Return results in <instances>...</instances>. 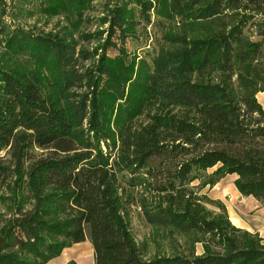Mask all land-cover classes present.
<instances>
[{
	"label": "trees",
	"instance_id": "trees-1",
	"mask_svg": "<svg viewBox=\"0 0 264 264\" xmlns=\"http://www.w3.org/2000/svg\"><path fill=\"white\" fill-rule=\"evenodd\" d=\"M20 1L19 13H65L73 28L83 20L75 6L99 7L106 28L96 60L69 35L6 22L0 0L3 46L53 70L47 88L34 68L0 65V190L14 181L20 195L0 228V264H49L86 240L94 264H264L263 239L201 193L232 175L239 194L264 201V0ZM140 34L155 43L128 61ZM120 174L142 190L148 225L201 242L204 253L143 260Z\"/></svg>",
	"mask_w": 264,
	"mask_h": 264
},
{
	"label": "rangeland",
	"instance_id": "rangeland-1",
	"mask_svg": "<svg viewBox=\"0 0 264 264\" xmlns=\"http://www.w3.org/2000/svg\"><path fill=\"white\" fill-rule=\"evenodd\" d=\"M6 3V14L3 18L6 22H9L12 25H19L24 29L34 31L40 34L46 33H58L60 35H69L78 45V49H84L87 51H92L97 53L95 59L98 60L101 57V44L103 40L101 39V31H103L106 26H101L100 19L104 17L100 13V8L96 7L95 10H88L86 8H80L78 5L75 6L76 10L82 12V21L76 24V28H73L72 25L69 24L67 18L65 17V13H60L58 15H47L41 12L38 8L35 10L30 5H26L30 9H33L31 14L28 15V12L19 13L15 6L20 5V0H4ZM29 3H44L40 2V0H26ZM68 0H52L50 5L57 7L60 2ZM73 1V0H71ZM104 0H98L94 2L95 6H100ZM40 6V4H39ZM17 13V14H16ZM27 13V14H26ZM68 16H72L71 14H67ZM73 19V18H72ZM167 21V30L171 33L179 34L185 32V27L178 23L176 20H166ZM141 31V30H138ZM140 33V32H139ZM144 33V32H143ZM150 35L153 33L148 29ZM147 34L137 35L139 37V42L134 44L131 42L127 45V49L132 54L128 61L134 60L135 63L139 59V57H144L145 49H149L155 43V38L153 39L150 36H146ZM105 37V36H103ZM147 37V41H145ZM144 45H148L145 48H142ZM151 49V48H150ZM136 54L137 60L132 58ZM117 51L109 50L107 52V56L111 58H116ZM6 67H13L14 70L22 71L29 69H35L38 71L44 86L47 88L50 87V82L53 77V70L49 65H34L31 63L26 56L14 54L10 52L3 46V42L0 40V65H4ZM88 68L93 67V63L89 62L86 64ZM137 71V68H135ZM263 106L264 103L262 102ZM109 128L112 131H116L117 124L119 120L113 118H109ZM214 169L208 170L207 173L210 174ZM234 176H227L223 184L221 186L225 191H220L218 193L216 189V185L213 187H205L201 190L202 194L209 196L210 199H214L213 194L220 195L222 200H219L226 207L228 217L231 219L233 214L237 211L239 205H244L239 199H232L231 191L229 187H234L233 178ZM201 181V180H200ZM200 182L197 180L194 182L195 185H198ZM14 186L15 189H12ZM221 186L219 189H221ZM11 192L9 193L7 190H0V228L3 226L5 221L11 216L13 207L16 203L17 198H19L18 190L14 185V181L11 183ZM118 192L125 198L128 199L129 205V214H128V225L130 228L131 235L133 240L139 250L140 256L143 260L149 261L156 257H164V256H172L175 252H180L184 254H188L189 251H192L195 256L201 255L204 253L203 245L201 242L188 243L187 238L184 236L172 234H167L166 231H163L161 228H157L152 225H148L143 219L140 209L137 206V200L139 199V194L142 193V190L138 188L127 187L126 183L123 181L121 174L118 176ZM235 188V187H234ZM225 192L227 193L225 196ZM223 196V197H222ZM225 196V197H224ZM248 199H253V197H246ZM239 201V202H238ZM260 205L264 206V201H258ZM208 211H210L214 216L220 213L219 209L215 205H209ZM248 208L246 207L245 210ZM238 212V211H237ZM245 219H250L252 213L243 212ZM251 233H256L255 231ZM257 234V233H256ZM94 264L93 262V252L91 245L88 240L83 243L71 245L65 248L59 257L53 259L49 264Z\"/></svg>",
	"mask_w": 264,
	"mask_h": 264
},
{
	"label": "crops",
	"instance_id": "crops-1",
	"mask_svg": "<svg viewBox=\"0 0 264 264\" xmlns=\"http://www.w3.org/2000/svg\"><path fill=\"white\" fill-rule=\"evenodd\" d=\"M256 97H257V101L259 102V104L261 105L264 111V106L262 104V102L264 103V93L259 92L256 95ZM224 179L220 180V182H218L215 186L216 189L218 190L217 191L218 193H220V191L222 190L225 191L224 188L221 186V184H223ZM220 186H221V189H219ZM234 187H229V190H232L230 198L231 199L232 197H234V199L240 198L239 201H241L244 205H239L237 209L238 212L236 211L231 217V219L229 218L230 222L235 227L246 230L248 232L255 231L264 241V206L260 205L257 200L248 199L246 197H243L241 194H239V192ZM226 194L227 193L225 192V196ZM213 195H214L213 196L214 199L222 200V198H220V195H216V193ZM246 207L248 208L247 210H245ZM245 211L252 213V216L250 219H245L244 214H243V212Z\"/></svg>",
	"mask_w": 264,
	"mask_h": 264
}]
</instances>
